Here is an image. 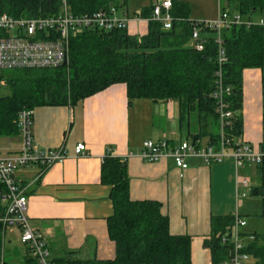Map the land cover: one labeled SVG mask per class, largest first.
I'll use <instances>...</instances> for the list:
<instances>
[{
    "label": "crops",
    "instance_id": "0c3cea01",
    "mask_svg": "<svg viewBox=\"0 0 264 264\" xmlns=\"http://www.w3.org/2000/svg\"><path fill=\"white\" fill-rule=\"evenodd\" d=\"M150 6L131 10L128 3L119 9L120 17L127 14L130 18L129 35L141 38L148 33L149 20L138 14ZM263 75L264 67L243 73V131L235 139L254 146L263 141ZM33 131L41 151L62 149L66 154L61 162L47 168L32 165L18 171L16 177L28 198L27 216L32 227L43 234L52 261L69 255L97 260L115 257L116 245L108 234V219L115 211L112 187L102 182L107 156L126 164L132 200L160 203L170 219L171 233L193 238V264L198 246L211 255L204 241L212 235V218L233 215L246 200L237 201V168L232 157L213 165L194 158L185 171L171 158L152 163L141 159L147 140L167 139L176 146L192 142L188 137L199 133L198 114L182 120L175 100L136 99L130 103L127 86L114 84L75 105L36 107ZM81 143L87 145V154L77 157L75 151ZM21 145L19 133L0 136L3 155L17 152ZM198 145L209 146L208 140ZM249 196L257 197L251 191ZM3 197L4 190L0 193V215L7 206ZM242 217L247 222L244 234L249 246L255 242L249 236L264 234L259 233L263 230L258 220ZM260 242L264 243L263 236ZM249 255L247 264H257ZM0 264H38L22 242L20 229L0 226Z\"/></svg>",
    "mask_w": 264,
    "mask_h": 264
},
{
    "label": "trees",
    "instance_id": "16d2710c",
    "mask_svg": "<svg viewBox=\"0 0 264 264\" xmlns=\"http://www.w3.org/2000/svg\"><path fill=\"white\" fill-rule=\"evenodd\" d=\"M67 2L74 15L92 14L111 5L126 8L129 0H0V14L13 17H49L57 15ZM173 28L149 21L148 33L138 38L127 29L105 31L86 30L71 38L66 66L55 69H26L11 71L7 78L8 95H0V136L19 133L15 123L21 110L38 106L75 105L114 84H125L129 102L136 99L154 101L175 100L179 103L181 119L198 114L199 133L190 135L192 143L207 139L209 145L220 146L217 114L218 45L213 31L201 30L206 40L203 51L192 43L194 29L191 9L187 3L172 0ZM226 8L252 16L264 15V0H225ZM152 16V5L138 14ZM227 62L222 68L224 83L232 88L226 98L234 117L227 136L242 134L243 73L247 69L264 67V27L249 29L234 27L222 33ZM263 141L264 152V75ZM261 185L253 187L252 196L263 201L264 217V161L261 165ZM102 182L112 187L114 215L108 219L109 238L116 245V255L110 260L81 259L69 255L53 264H193V238L175 236L170 219L155 201L131 199L126 164L119 158L107 156L102 165ZM4 190L0 184V193ZM233 216L212 218V235L204 245L211 252L212 264H222L229 251L217 235L233 224ZM2 224L0 223V226ZM254 237L247 252L264 264V243ZM250 237V236H249Z\"/></svg>",
    "mask_w": 264,
    "mask_h": 264
},
{
    "label": "built area",
    "instance_id": "2783aa9c",
    "mask_svg": "<svg viewBox=\"0 0 264 264\" xmlns=\"http://www.w3.org/2000/svg\"><path fill=\"white\" fill-rule=\"evenodd\" d=\"M172 0H154L152 16L147 18L162 25L164 30H171L174 24L172 15ZM119 9L111 5L92 14L74 15L69 11L66 1L60 13L49 17H13L7 13L0 14V93L6 88L5 73L26 69H55L68 63L71 38L92 28L105 31L127 29L130 18L127 14L119 15ZM244 17H248L244 19ZM192 40L198 51H203L206 40L201 38V30L213 31L218 45L217 114L219 119L220 146H201L189 141L172 145L169 140H147L143 144L140 157L145 162H157L171 158L176 166L185 171L189 168V160L198 158L207 165L223 163L227 158L235 160L237 168V201L241 202L249 196L252 190L250 179L242 175L248 164L261 165L264 152L260 146L245 144L227 136L233 112L229 109L226 98L232 93V88L225 85L222 68L227 62L222 33L226 29L255 26L264 27V15L258 23L252 16L224 9L219 18L212 22L193 20ZM34 110H21L16 118L19 135L22 137L21 148L14 153H0V184L4 188L3 200L7 202L6 210L0 215V223L6 228H18L22 231V242L29 247L32 257L38 264H53L50 259V249L43 236L31 225L27 216L28 198L25 188L17 182V173L32 165L42 168L50 167L66 158L62 149L41 151L34 140L33 131ZM87 145L81 143L76 148V156L87 154ZM233 224L217 235L223 245H226L229 256L222 264H247L250 255L244 229L247 222L237 208L232 215ZM248 239L254 240L253 236Z\"/></svg>",
    "mask_w": 264,
    "mask_h": 264
},
{
    "label": "rangeland",
    "instance_id": "374dc122",
    "mask_svg": "<svg viewBox=\"0 0 264 264\" xmlns=\"http://www.w3.org/2000/svg\"><path fill=\"white\" fill-rule=\"evenodd\" d=\"M179 1L187 3L189 5L191 9V17L199 22L215 21L219 18L221 11L227 9L225 0H179ZM153 2L154 0H129V6L131 10L140 6H143V8H145L144 6L152 5ZM261 16L262 15L260 13H257L252 16V20L255 23H258L261 20ZM247 18L248 17H244V19ZM193 44L194 42L191 43V45ZM7 73L8 75H6V77L9 78L12 75L11 73L14 72L9 71ZM8 94H9V88H4L0 93V95L2 96ZM260 174H261V168L254 164H248L246 166V169L242 171V175L245 178L250 179L254 187H258L261 184ZM239 209H240L239 211L240 214L243 216L245 215L249 221L253 222L254 219L258 220V226H260V228H262L263 230V231H259V233L264 234V219H260V216L262 215L263 212L262 202L260 198L248 196L246 200H244V204ZM50 259L52 260L51 253H50ZM211 263H212L211 255L209 251L207 252L203 250L201 246H198V250L195 251V264H211Z\"/></svg>",
    "mask_w": 264,
    "mask_h": 264
},
{
    "label": "water",
    "instance_id": "95a60500",
    "mask_svg": "<svg viewBox=\"0 0 264 264\" xmlns=\"http://www.w3.org/2000/svg\"><path fill=\"white\" fill-rule=\"evenodd\" d=\"M67 64L65 63V65L64 66H66Z\"/></svg>",
    "mask_w": 264,
    "mask_h": 264
}]
</instances>
